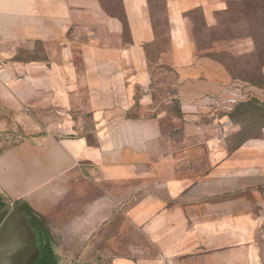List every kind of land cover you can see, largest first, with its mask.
<instances>
[{
    "label": "crops",
    "instance_id": "1",
    "mask_svg": "<svg viewBox=\"0 0 264 264\" xmlns=\"http://www.w3.org/2000/svg\"><path fill=\"white\" fill-rule=\"evenodd\" d=\"M122 2L126 35L99 0H0V95L31 134L0 154L1 194L85 248L119 220L130 241L100 264H264V128L226 141L264 88L205 54L187 14L213 26L225 0H168L163 51L149 1Z\"/></svg>",
    "mask_w": 264,
    "mask_h": 264
},
{
    "label": "rangeland",
    "instance_id": "2",
    "mask_svg": "<svg viewBox=\"0 0 264 264\" xmlns=\"http://www.w3.org/2000/svg\"><path fill=\"white\" fill-rule=\"evenodd\" d=\"M225 2L224 8L217 10L213 26L207 24L204 12L195 13L193 36L201 50H211L217 57L223 59L233 75L241 81L252 86L264 84V0ZM101 3L107 12L121 14V0H101ZM249 110L239 117V123H236L239 129L231 134L232 136L258 133V121L264 119L263 112L257 108ZM29 136H31L29 130L19 122L16 109L0 95V154ZM240 141L233 138L231 144L236 145ZM7 205L11 208L16 206L12 201ZM6 212L8 214V211H5L3 216L7 215ZM118 224L119 220L116 219L113 220V229L103 227V237L96 240V244H93V237L88 238L85 241L86 248L81 245L82 241L72 244L65 235L60 234V230H53L59 233L55 235L58 243L56 246L58 264H99L108 262L115 255L123 254L117 251V247L121 245L124 247L130 239L118 236ZM132 231V242L141 245L139 230L133 227ZM112 234L113 252L109 246Z\"/></svg>",
    "mask_w": 264,
    "mask_h": 264
},
{
    "label": "trees",
    "instance_id": "3",
    "mask_svg": "<svg viewBox=\"0 0 264 264\" xmlns=\"http://www.w3.org/2000/svg\"><path fill=\"white\" fill-rule=\"evenodd\" d=\"M148 1H149V6H150V11H151V16H152L153 24L155 27V31H156L157 35L159 36V41L157 42L156 48L158 51H163V50L167 49L168 44H169V21H168V14H167V1L168 0H165V1L148 0ZM99 3H100L104 12H106L107 14H109L113 17H117L122 21L123 28H124L123 33H124V35L128 34L129 28H128L127 19H126L125 14H124L123 2H122V7H121V14H113L112 12H107L104 9V7L102 6L101 0H99ZM197 11H201L203 13V10L200 7L193 8L192 10H189L187 12V14L193 20V22H195V13ZM216 14H217V11H216L215 15ZM197 44H198V42H197ZM205 54H208L209 56L221 61L222 63H224L227 66V68L229 69V71L231 72V69L228 66V64L223 59L217 57L211 50H208V49L205 50ZM231 75H232L233 79L240 80L239 78L234 76L232 72H231ZM255 86L264 88V84L255 85ZM250 108L251 109L257 108L259 111L263 112L262 115L264 116V99H261L257 96H251L245 101L238 102L235 104L233 109L229 112V116L233 120V122L239 123V117H241V115H245ZM258 123H259V128H258L257 134L245 136L244 134L241 133L240 135H236V136L230 135L229 137H227L226 141L229 145L230 150H233L234 148L240 146L241 144H243L244 142H246L249 139L259 137L262 134V130L264 128V119L259 120ZM233 138L234 139H236V138L240 139L241 141L236 145H232L231 139H233ZM11 201L15 205L21 204V209L31 216L32 224L36 228L42 229L44 234H45L46 241L43 243L42 257L39 260L38 264H58L59 263L58 262V256H57V253L54 249V246H56V244H55L56 241L53 238V236L50 234L51 230H50L49 222L44 217L37 214V212H35L33 209H31L23 201L10 199L8 197H5L0 192V209L2 207H4L5 205L9 204ZM6 214H7V212H6Z\"/></svg>",
    "mask_w": 264,
    "mask_h": 264
},
{
    "label": "water",
    "instance_id": "4",
    "mask_svg": "<svg viewBox=\"0 0 264 264\" xmlns=\"http://www.w3.org/2000/svg\"><path fill=\"white\" fill-rule=\"evenodd\" d=\"M8 211L6 216L1 214ZM43 230L36 228L31 216L21 209L5 205L0 209V264H38L42 257L41 247L46 241ZM39 251L32 262V252Z\"/></svg>",
    "mask_w": 264,
    "mask_h": 264
},
{
    "label": "built area",
    "instance_id": "5",
    "mask_svg": "<svg viewBox=\"0 0 264 264\" xmlns=\"http://www.w3.org/2000/svg\"><path fill=\"white\" fill-rule=\"evenodd\" d=\"M7 58L5 57V55L0 52V69L4 68L7 65Z\"/></svg>",
    "mask_w": 264,
    "mask_h": 264
},
{
    "label": "flooded vegetation",
    "instance_id": "6",
    "mask_svg": "<svg viewBox=\"0 0 264 264\" xmlns=\"http://www.w3.org/2000/svg\"><path fill=\"white\" fill-rule=\"evenodd\" d=\"M3 215H4V212L1 214V217ZM42 237L45 238V234L44 233L42 234ZM42 246H43V244H42ZM41 253H42V247H41ZM38 255H39V251H33L32 252V258H31L32 259V262H34L36 260V258H37Z\"/></svg>",
    "mask_w": 264,
    "mask_h": 264
}]
</instances>
